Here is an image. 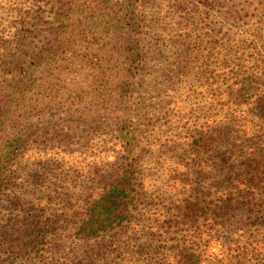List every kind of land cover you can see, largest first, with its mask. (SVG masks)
I'll return each instance as SVG.
<instances>
[{
  "label": "rangeland",
  "instance_id": "374dc122",
  "mask_svg": "<svg viewBox=\"0 0 264 264\" xmlns=\"http://www.w3.org/2000/svg\"><path fill=\"white\" fill-rule=\"evenodd\" d=\"M30 1L0 0V105L24 143L0 178V264H264V170L245 167L264 162V0H134L142 58L117 119L96 77L110 54L77 15L15 98L10 57L33 38L15 29L68 0ZM122 175L130 208L79 233Z\"/></svg>",
  "mask_w": 264,
  "mask_h": 264
},
{
  "label": "trees",
  "instance_id": "16d2710c",
  "mask_svg": "<svg viewBox=\"0 0 264 264\" xmlns=\"http://www.w3.org/2000/svg\"><path fill=\"white\" fill-rule=\"evenodd\" d=\"M41 6L40 0H33L26 8L34 9L35 14L40 15ZM50 8L55 13L50 20H41L40 16L36 22L31 19L28 23L17 26L15 29L16 42L23 41L27 34L33 36L24 49L16 52V57H13L14 55L10 57V62H19L17 68H15L18 76L14 88L15 98H21L22 86H30L31 77L37 73V70L43 64L51 59L52 53H48V45L59 40L64 28L63 19L70 14L77 15L91 21L95 26L96 40L104 45L106 51L110 54L105 59V62H107L101 65L102 68L97 72L96 77L98 87H100L99 93L105 99L107 116H103V118H119L120 115L117 114L119 111L114 114L112 112L115 110V105L119 107L125 101L127 97L126 82L132 76L142 58L141 47L132 39V35H134L139 25V21L134 14V0H68L58 5L53 2L50 4ZM14 37L13 43H15ZM35 44H38L37 50L32 48ZM2 71H5L4 62L0 63V73ZM25 78L29 79L25 81ZM2 95L1 92L0 101ZM7 102L8 100H4L3 105H0V178L8 171L11 160L17 156L18 151L24 144L22 135L18 133L10 134L5 128L4 115ZM248 163L245 167L254 166L257 167L256 170L259 168L264 170V162L261 164L256 161L254 165L251 161ZM129 187L130 183L126 175L115 177L107 186H104L103 191L98 194L99 199L89 206L93 212L90 220L80 226L79 233L86 232L88 235H95L103 230L106 222L115 220L114 213L124 214V210L130 208L131 204L128 199L129 193H127ZM1 189L3 187L0 183V192ZM85 228L89 229L85 230ZM8 232L10 235V231ZM41 233L38 223L35 222L26 225L22 232L12 235L11 238L28 239L23 241L21 249H31L30 251H32L38 246V234ZM258 248H261L260 245H258Z\"/></svg>",
  "mask_w": 264,
  "mask_h": 264
}]
</instances>
